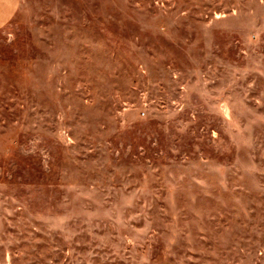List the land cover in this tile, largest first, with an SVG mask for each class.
Segmentation results:
<instances>
[{
  "label": "rangeland",
  "instance_id": "rangeland-1",
  "mask_svg": "<svg viewBox=\"0 0 264 264\" xmlns=\"http://www.w3.org/2000/svg\"><path fill=\"white\" fill-rule=\"evenodd\" d=\"M0 264H264V0H21Z\"/></svg>",
  "mask_w": 264,
  "mask_h": 264
},
{
  "label": "crops",
  "instance_id": "crops-1",
  "mask_svg": "<svg viewBox=\"0 0 264 264\" xmlns=\"http://www.w3.org/2000/svg\"><path fill=\"white\" fill-rule=\"evenodd\" d=\"M20 5L21 0H0V30L14 19Z\"/></svg>",
  "mask_w": 264,
  "mask_h": 264
}]
</instances>
